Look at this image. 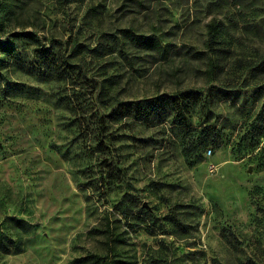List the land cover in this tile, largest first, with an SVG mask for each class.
<instances>
[{
    "label": "rangeland",
    "instance_id": "374dc122",
    "mask_svg": "<svg viewBox=\"0 0 264 264\" xmlns=\"http://www.w3.org/2000/svg\"><path fill=\"white\" fill-rule=\"evenodd\" d=\"M0 42V264H264V0H0Z\"/></svg>",
    "mask_w": 264,
    "mask_h": 264
},
{
    "label": "trees",
    "instance_id": "16d2710c",
    "mask_svg": "<svg viewBox=\"0 0 264 264\" xmlns=\"http://www.w3.org/2000/svg\"><path fill=\"white\" fill-rule=\"evenodd\" d=\"M218 24L219 23L216 22V21H211L208 24V31H209L210 34L213 32V30H215L217 28ZM33 34L34 33L32 31H25V32L22 31V32L16 33V35H18V36H27V37L34 38ZM148 40L151 41L152 39L149 38ZM13 49H14L13 43L4 44V43L0 42V51L9 52V51H12ZM213 62L214 61H210V64H213ZM256 66H257V68H261V70L264 71V60L261 63L259 62ZM176 99H177V97H174L173 100H175V101H173V103H176ZM180 106H182V103H180ZM209 141H210V139H209Z\"/></svg>",
    "mask_w": 264,
    "mask_h": 264
}]
</instances>
